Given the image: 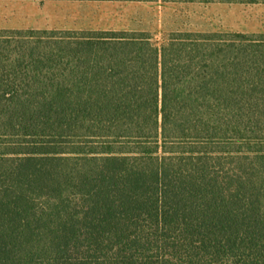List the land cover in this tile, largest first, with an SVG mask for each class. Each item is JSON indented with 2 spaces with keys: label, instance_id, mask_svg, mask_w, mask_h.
Listing matches in <instances>:
<instances>
[{
  "label": "trees",
  "instance_id": "obj_1",
  "mask_svg": "<svg viewBox=\"0 0 264 264\" xmlns=\"http://www.w3.org/2000/svg\"><path fill=\"white\" fill-rule=\"evenodd\" d=\"M0 264H264V33L0 28Z\"/></svg>",
  "mask_w": 264,
  "mask_h": 264
},
{
  "label": "rangeland",
  "instance_id": "obj_2",
  "mask_svg": "<svg viewBox=\"0 0 264 264\" xmlns=\"http://www.w3.org/2000/svg\"><path fill=\"white\" fill-rule=\"evenodd\" d=\"M0 26L34 30L264 33V0H0ZM37 28V29H36Z\"/></svg>",
  "mask_w": 264,
  "mask_h": 264
},
{
  "label": "crops",
  "instance_id": "obj_3",
  "mask_svg": "<svg viewBox=\"0 0 264 264\" xmlns=\"http://www.w3.org/2000/svg\"><path fill=\"white\" fill-rule=\"evenodd\" d=\"M0 28H4V29H23V27L22 28H16V27H4V26H0ZM24 29H26V28H24Z\"/></svg>",
  "mask_w": 264,
  "mask_h": 264
}]
</instances>
